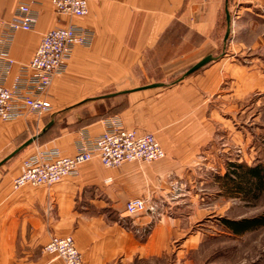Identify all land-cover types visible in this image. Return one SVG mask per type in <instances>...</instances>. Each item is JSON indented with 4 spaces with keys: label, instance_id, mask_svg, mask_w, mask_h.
<instances>
[{
    "label": "crops",
    "instance_id": "0c3cea01",
    "mask_svg": "<svg viewBox=\"0 0 264 264\" xmlns=\"http://www.w3.org/2000/svg\"><path fill=\"white\" fill-rule=\"evenodd\" d=\"M20 1L0 0V15L10 18ZM40 2L35 28L16 32L6 48L15 61L7 86L41 35L59 25L50 0ZM86 2L88 12L71 20L91 29V45L73 48L66 71L46 91L50 119L57 123L0 165V264H63L43 251L54 235L74 238L82 264H201L196 254L206 233L195 226V215L203 208L179 206L172 183L201 163V151L206 158L218 151L223 131L209 118L221 115V85L250 80L257 73L252 64L259 62L240 61L249 45L234 35L264 24V0L228 1L231 31L221 56L216 52L226 0ZM209 54L213 60L184 74ZM151 83L162 85L143 87ZM109 114L127 129L154 133L165 156L109 168L94 157L51 186L13 189L26 156L51 148L73 155L79 130L99 134ZM29 116L0 121V161L33 136L36 125L40 130L50 121L34 123ZM139 197L148 198L153 212L126 211L125 203Z\"/></svg>",
    "mask_w": 264,
    "mask_h": 264
},
{
    "label": "built area",
    "instance_id": "2783aa9c",
    "mask_svg": "<svg viewBox=\"0 0 264 264\" xmlns=\"http://www.w3.org/2000/svg\"><path fill=\"white\" fill-rule=\"evenodd\" d=\"M59 25L42 34L35 52L27 62L19 63V71L10 86L5 77L11 73L15 61L6 48L14 34L32 31L39 16L40 0H21L10 18L0 15V121H10L21 116L37 118L50 114L52 108L47 99V89L57 75L63 74L76 45L90 46L94 34L91 29L75 24L71 19L88 12L86 0H50ZM102 131L91 136L87 129L79 130L74 142L75 153L62 155L57 148L36 149L22 161L21 174L12 179L13 189L25 185L51 186L71 173H76L80 163L97 157L105 167H119L124 162H153L165 156L154 133H139L123 126L116 117L103 119ZM129 214L153 212L148 198H132L125 203ZM43 251L64 264H82V253L78 251L74 238L53 236L43 246Z\"/></svg>",
    "mask_w": 264,
    "mask_h": 264
},
{
    "label": "rangeland",
    "instance_id": "374dc122",
    "mask_svg": "<svg viewBox=\"0 0 264 264\" xmlns=\"http://www.w3.org/2000/svg\"><path fill=\"white\" fill-rule=\"evenodd\" d=\"M250 14L254 16L253 12ZM249 19L255 21L250 16ZM220 23L217 56L224 54L229 37L224 40V9ZM260 24L253 23L251 28L247 26L249 32L236 30L234 35L236 40L249 45L244 50V57H239L240 61L251 64L254 57L259 58V62L255 59L256 63L252 64L257 73L253 68L255 75L250 80L243 79L234 84L223 82L221 85L217 102L221 115L209 118L212 123L216 122L217 131H223L218 134V156H215L216 151L212 156V153L207 152L209 158H206V151H201V163L196 167H187L185 174L179 175V180L172 183L173 199L179 206L200 205L203 208L195 215L198 219L195 226L206 233V240L196 254L201 264H264V225L235 234L223 224L226 219L264 216V195L251 198L243 192L234 193L223 180L225 173L230 170V164L242 162L248 166L258 163L264 165V31L261 30L264 24ZM51 114L40 118L33 116L32 122H48ZM108 116L117 118L112 114ZM38 131L36 125L31 134L35 135ZM185 178L187 181H184Z\"/></svg>",
    "mask_w": 264,
    "mask_h": 264
},
{
    "label": "trees",
    "instance_id": "16d2710c",
    "mask_svg": "<svg viewBox=\"0 0 264 264\" xmlns=\"http://www.w3.org/2000/svg\"><path fill=\"white\" fill-rule=\"evenodd\" d=\"M56 121L54 119L51 126L57 123ZM223 180L228 189L234 193L241 194L243 192L244 195L251 198L264 195V165L261 163L254 164V166H248L242 162L230 164V170L225 173ZM223 224L231 232L242 234L244 231L264 225V216L241 218V220L226 219Z\"/></svg>",
    "mask_w": 264,
    "mask_h": 264
},
{
    "label": "water",
    "instance_id": "95a60500",
    "mask_svg": "<svg viewBox=\"0 0 264 264\" xmlns=\"http://www.w3.org/2000/svg\"><path fill=\"white\" fill-rule=\"evenodd\" d=\"M228 0H226L225 2V8H224V15H225V21H226V31L224 34V40L228 37L229 33H230V21H231V15L228 12ZM214 56L209 54L206 57L202 58V60H200L199 62H197L196 64L193 65V67H191L190 69H188L184 74L188 75L190 73H192L194 70L200 68L201 66H204L205 64H207V62H209L210 60H213ZM162 85L161 83H151L149 86H143V87H150V86H160ZM53 119H50L49 123L46 124L43 128H41L35 135L31 136L30 138H28L27 140H25L24 142H22L21 145H19L18 147H16L15 149H13L11 152H9V154L3 158L0 161V165H2L3 163L7 162L8 159L14 157L15 155H17L24 147L30 145L31 143L35 142L43 133H45L50 126L53 124Z\"/></svg>",
    "mask_w": 264,
    "mask_h": 264
}]
</instances>
